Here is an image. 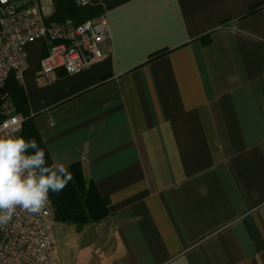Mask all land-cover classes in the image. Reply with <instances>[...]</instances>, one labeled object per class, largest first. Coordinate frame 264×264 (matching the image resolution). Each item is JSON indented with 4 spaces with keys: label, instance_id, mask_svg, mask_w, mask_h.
Listing matches in <instances>:
<instances>
[{
    "label": "crops",
    "instance_id": "obj_1",
    "mask_svg": "<svg viewBox=\"0 0 264 264\" xmlns=\"http://www.w3.org/2000/svg\"><path fill=\"white\" fill-rule=\"evenodd\" d=\"M28 1L51 22L54 0ZM83 11L107 13L109 57L44 77L49 43L37 40L10 81L52 162L81 163L109 201L94 264H264V0H91Z\"/></svg>",
    "mask_w": 264,
    "mask_h": 264
},
{
    "label": "built area",
    "instance_id": "obj_2",
    "mask_svg": "<svg viewBox=\"0 0 264 264\" xmlns=\"http://www.w3.org/2000/svg\"><path fill=\"white\" fill-rule=\"evenodd\" d=\"M88 5L91 0H76ZM47 10L28 0H0V135L19 136L23 118L5 90L9 77L21 80L28 68L27 46L37 40L49 43L40 75L57 69L75 75L110 56L107 13L76 22L72 18L46 22ZM6 229L0 230V264H61L56 256L55 217L52 202L39 214L17 209Z\"/></svg>",
    "mask_w": 264,
    "mask_h": 264
},
{
    "label": "clouds",
    "instance_id": "obj_3",
    "mask_svg": "<svg viewBox=\"0 0 264 264\" xmlns=\"http://www.w3.org/2000/svg\"><path fill=\"white\" fill-rule=\"evenodd\" d=\"M72 179L63 163L48 165L35 139L0 135V230L17 209L39 214L49 203V192L59 193Z\"/></svg>",
    "mask_w": 264,
    "mask_h": 264
},
{
    "label": "trees",
    "instance_id": "obj_4",
    "mask_svg": "<svg viewBox=\"0 0 264 264\" xmlns=\"http://www.w3.org/2000/svg\"><path fill=\"white\" fill-rule=\"evenodd\" d=\"M54 2L56 10L51 21L72 18L80 23L86 20L83 11L86 5H79L76 0H54ZM10 77L5 90L13 101L16 112L23 116L19 136H23L26 140L35 139L39 147L44 150L48 165H51L53 162L44 140L35 127L33 119L27 116V97L17 82L11 83ZM68 171L73 176L72 181L59 193L49 192L55 220L83 227L90 222H98L106 218L109 215V201L100 194L93 180L86 179L81 163H73Z\"/></svg>",
    "mask_w": 264,
    "mask_h": 264
},
{
    "label": "rangeland",
    "instance_id": "obj_5",
    "mask_svg": "<svg viewBox=\"0 0 264 264\" xmlns=\"http://www.w3.org/2000/svg\"><path fill=\"white\" fill-rule=\"evenodd\" d=\"M110 230L107 218L83 227L56 221L57 258L61 264H94L98 256H101L96 252L103 251V255L107 252ZM98 236L101 243L96 241Z\"/></svg>",
    "mask_w": 264,
    "mask_h": 264
}]
</instances>
